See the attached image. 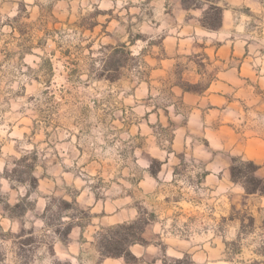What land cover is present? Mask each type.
I'll list each match as a JSON object with an SVG mask.
<instances>
[{"label":"rangeland","instance_id":"rangeland-1","mask_svg":"<svg viewBox=\"0 0 264 264\" xmlns=\"http://www.w3.org/2000/svg\"><path fill=\"white\" fill-rule=\"evenodd\" d=\"M173 5L0 0V264H95L98 232L124 218L146 221L138 264H264V209L205 180L211 150L173 140V97L129 50L173 22ZM70 223L83 254L62 241Z\"/></svg>","mask_w":264,"mask_h":264},{"label":"crops","instance_id":"crops-1","mask_svg":"<svg viewBox=\"0 0 264 264\" xmlns=\"http://www.w3.org/2000/svg\"><path fill=\"white\" fill-rule=\"evenodd\" d=\"M218 4L223 7L222 24L213 30L202 26V8L186 9L174 0L173 22L162 33L148 36L144 44L131 43L129 50L148 63L150 83L158 82L161 92L173 97L162 109L166 121L162 126L174 125L173 140L190 139L211 150L205 180L238 184L261 210L264 195L246 193L240 183L233 182L230 165L233 156L253 161L259 166L256 177L264 179V0H218ZM252 19L262 22L256 25L261 31L255 40ZM185 82L193 88L186 89ZM153 112L160 119L162 114ZM68 235L77 240L74 253L83 254L78 240L84 230L73 225ZM129 249L144 258L149 245L136 243ZM90 252L95 264H127L122 257H103L94 246Z\"/></svg>","mask_w":264,"mask_h":264},{"label":"trees","instance_id":"trees-1","mask_svg":"<svg viewBox=\"0 0 264 264\" xmlns=\"http://www.w3.org/2000/svg\"><path fill=\"white\" fill-rule=\"evenodd\" d=\"M181 0L184 8H202V16L200 22L207 29H218L222 24L223 7L218 4V0ZM117 52V51H115ZM258 165L253 161L243 160L240 157L233 156L230 165L231 180L240 183L246 193H259L264 195V179L256 177L255 171ZM155 175V171L151 172ZM17 206V204L15 205ZM146 221L137 218L128 222H121L110 226L103 233L98 232L96 242L98 250L103 257H122L127 264L142 263V258L135 256L129 249L132 244H146L143 238V231ZM73 224L70 223L66 228V235L62 239L63 242L68 240V234ZM166 260H162V264H166ZM173 264H194L190 258L185 255L182 258L173 260Z\"/></svg>","mask_w":264,"mask_h":264}]
</instances>
